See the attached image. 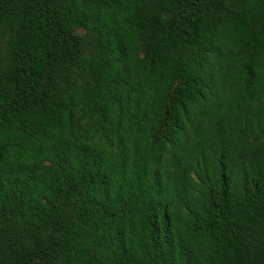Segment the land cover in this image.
<instances>
[{
    "label": "trees",
    "instance_id": "obj_1",
    "mask_svg": "<svg viewBox=\"0 0 264 264\" xmlns=\"http://www.w3.org/2000/svg\"><path fill=\"white\" fill-rule=\"evenodd\" d=\"M0 264H264V0H0Z\"/></svg>",
    "mask_w": 264,
    "mask_h": 264
}]
</instances>
